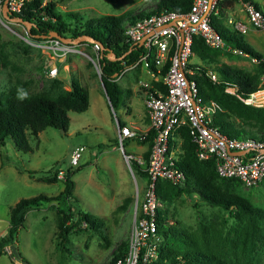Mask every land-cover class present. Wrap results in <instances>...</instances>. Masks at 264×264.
<instances>
[{"label": "rangeland", "instance_id": "rangeland-1", "mask_svg": "<svg viewBox=\"0 0 264 264\" xmlns=\"http://www.w3.org/2000/svg\"><path fill=\"white\" fill-rule=\"evenodd\" d=\"M252 1L260 4L264 14V0ZM3 2L0 0V98L10 90L22 89L28 94H42L55 99L62 89H71L75 79L87 89L89 106L83 112L68 111L70 122L66 133L47 127L38 134V138L29 136L31 152L18 151L10 139L4 145L0 144V236L9 226L10 208L19 199L39 194L56 195L64 186L63 174L79 167L71 176L77 204L83 211L102 218L103 225L99 234L82 224L80 230L71 232L66 250H63L58 238V218L61 214L57 212V208L63 207L55 200L30 207L15 243L20 260L14 258L8 246L0 255V264H23L22 258L30 264H108L112 256L129 243L136 193L139 190V196L142 195L144 184V179L132 169L131 162L123 153H132L131 158L136 160L139 156L135 153L141 151L143 145L127 139L124 140L123 151L117 138V120L138 128L146 125L141 121L142 118L146 120L144 88L138 82L139 79H147V76L137 74L138 69H134L119 79L117 83L124 93L119 106L114 109L108 104L102 78L90 59L94 56L91 46L80 43L81 39L77 38L72 43L76 51L60 58L46 46L51 37L35 39L27 33L24 24L5 18ZM158 2L71 0L66 5H56V9L60 12L78 11L83 22L89 17L97 22L96 19L106 14H123V19L129 20L127 17L135 18L155 11ZM244 3L237 2L227 14L226 27L235 32L242 43L264 56V27L250 25L242 33L229 23V20L246 21ZM128 22H122V25ZM243 53L223 46L207 50L204 60L193 53L191 61L216 73L223 65L251 74L258 73L259 65L252 60L253 56ZM53 65L63 68V71L51 78L47 72ZM224 93L228 92L224 90ZM219 105L223 110L221 117L227 122L225 131L229 134L237 137L248 134L252 138L264 135V119L242 117ZM173 142L178 160H187L190 148L183 133L175 134ZM78 145L84 146L85 150L79 164L71 166V152ZM147 149L141 153L143 156ZM144 164L141 165L143 168ZM22 168L32 170L33 177ZM212 168L207 163L192 164L194 176L206 180L224 194L240 197L252 211L235 214L206 202L197 193L184 192V187L194 185L193 179L188 180L187 186L184 183L175 186L165 184L160 191L161 199L158 196L162 204L161 216L165 227L174 228L176 234L172 229V234L167 236L162 232L159 234L156 245L158 252L161 248L163 254L156 259L158 264H174L170 260L173 253L192 251L209 254L229 264H264V178L258 185L248 187L241 182L210 178ZM55 171H59L57 182L38 181L39 177L52 176ZM178 258L176 264H184L179 261L181 256Z\"/></svg>", "mask_w": 264, "mask_h": 264}, {"label": "built area", "instance_id": "built-area-1", "mask_svg": "<svg viewBox=\"0 0 264 264\" xmlns=\"http://www.w3.org/2000/svg\"><path fill=\"white\" fill-rule=\"evenodd\" d=\"M27 1L29 0H7L8 10L20 13ZM225 1L243 0H192L189 8L184 11L155 10L134 18L124 26L126 50L119 56L115 54L119 65L123 66L116 81L134 69H138L139 74H146L147 79H139L138 83L144 88L143 103L148 127L140 129L120 125L117 120V138L122 149L124 140L127 139L139 141L152 134V141L148 147L147 162L142 156L136 157L140 166L145 163L143 169L147 176L144 179L142 195L139 196V190L136 193L127 253L114 264H153L159 257L156 245L159 237L157 216L162 204L156 189L159 180H166L174 185L182 184L186 180L185 172L177 164L178 158L173 147L175 134L180 135L183 129L187 130L198 159H212L219 177L236 178L248 187L258 185L264 178V139L224 134L214 124V115L221 107L216 101H203L197 82L189 77L195 73L188 65L196 36L201 37L211 48L227 46L211 25V15L216 14L219 5ZM243 7L246 21L230 20L232 26L242 33L250 25L263 28L264 14L255 2L245 1ZM90 43L94 54L90 59L101 77V45L94 40H90ZM46 46L60 58L76 51L75 44L64 43L55 37H51ZM234 50L244 54L241 49ZM252 60L261 65L257 88L248 96H242L230 88L225 90L246 105L262 108L264 56L253 57ZM61 71L63 68L53 65L47 73L54 78ZM207 76L213 82L220 79L213 70H208ZM84 150L85 147L81 145L72 150L71 166L79 164ZM124 156L130 161L131 155L124 152Z\"/></svg>", "mask_w": 264, "mask_h": 264}, {"label": "trees", "instance_id": "trees-1", "mask_svg": "<svg viewBox=\"0 0 264 264\" xmlns=\"http://www.w3.org/2000/svg\"><path fill=\"white\" fill-rule=\"evenodd\" d=\"M70 1L71 0H57L44 3L43 0H29L25 3L20 13L10 12V17H19L22 20L29 22L31 25L29 28L25 26L26 31L35 39L51 37L50 34L55 32L63 38H69L71 40L89 37L91 40L100 43L102 83L106 90L108 100L111 103L110 106L115 109L119 106L124 93V90L116 81L123 66L119 65V61L108 58V54L109 52H113L116 56H119L126 50L124 44V26L122 25V22H127L134 18L127 17L129 20H124L123 14H106L96 19L97 22L91 17L83 22L78 11L60 12L56 9V5H66ZM191 3L192 0H159L158 9H156V11L165 9L184 11L189 8ZM232 5V1L226 2L225 6H220V13H223V8ZM255 5L261 9L256 2ZM150 13L152 12H149V14ZM211 25L220 34L227 46H230L233 49H241L253 57L262 58V54L254 50L250 45L242 43L240 38L235 36V32H231L223 21L214 14L211 15ZM80 43H85L91 46L90 41L81 39ZM207 50L217 49L209 47L204 43L201 37L196 36L192 45V54L195 53L201 58V60H204L206 58L205 53ZM191 57L188 66L193 68L195 73L189 77L197 82L199 94L203 101H216L217 104L219 103L223 105L225 108L236 112L242 117L264 119V107L256 108L246 105L237 99L235 95L233 96V94L224 93L225 88H230L236 93L242 94V96H248L257 88L261 65L258 66L259 72L256 74L243 72L241 69L223 65L218 69V74L220 75L219 81L213 82L207 76L208 70L200 65L193 64ZM88 106V91L75 79L72 82V88L69 90L62 89L55 99H50L42 94H28L26 99L21 100L18 98V91L10 90L0 98V144L4 145L5 141L10 139L18 151L24 153L31 152L32 147L29 142V136L38 138V134L47 127H53L66 133L70 122L68 111L83 112L87 110ZM221 111H218L214 116V124L218 126L224 134L231 137H237L225 131L227 122L221 117L223 113ZM119 124L124 125L121 121H119ZM240 129L246 130L244 128ZM255 132L257 134L259 133L258 131ZM182 133L184 140L189 145L190 153L187 160H178L177 164L185 172L186 180L183 183L186 186L189 185L188 180L193 179L195 181L193 186L189 188L184 187L183 191L189 194L197 193L206 202L212 205L222 206L229 211H233L235 214H238L239 212H251L252 209L249 204L240 197L232 194H224L214 188L209 182L207 183L206 180L194 176L195 174H193L194 170L192 169V164L200 163L201 165H206L207 163V166L213 167L210 178L218 177L227 182H240L236 178L219 177L215 170L214 161L212 159H198L195 154L194 144L191 142L187 130L183 129ZM247 135L248 134H244L243 136ZM258 136L264 139V135L258 134ZM151 141L152 134H150L147 139L139 140L137 142L139 144L147 143L148 147H150ZM125 154L132 155L129 152H126ZM148 156L149 148L143 156L146 162ZM130 162L132 169L139 174L142 179H146L147 174L143 167L133 158H130ZM79 169L80 167L75 171L67 170L63 174L62 181L64 186L56 195L39 194L32 197L21 198L10 208L9 226L5 234L0 236V255L5 252L4 249L6 247L17 242L18 231L22 226L27 209L30 207H37L42 203L51 202L53 200L57 201L58 205L63 207L57 208V212L61 214L58 218L59 246L63 250H66V244L68 243V237L71 232L73 230H80L82 224H86L88 228L101 234L100 228L103 225V219L93 216L89 212H85L79 208L77 198L73 194L74 181L71 176ZM19 170H21V168H19ZM22 170L27 172L30 177H33L32 170L26 168H22ZM58 172L59 171H55L52 176H41L38 178V181L57 182ZM165 184L174 185L166 180H159L156 192L160 199V191ZM161 209L162 208H159L157 216L158 232L159 234L162 232L167 236L172 234L174 228L165 227L164 220L161 216ZM173 234H176L174 230ZM127 250L128 244L115 253L108 264H114L118 258H122L127 253ZM161 254H163L162 249L159 248L158 256H161ZM173 254L174 255L171 256L170 260L174 264L178 263V257L180 256L181 259L179 261L184 262V264H229L223 259L214 258L209 254L202 252L199 253L197 251L184 252L181 254L176 252ZM22 260H25V258H22ZM157 261H154L153 264H158Z\"/></svg>", "mask_w": 264, "mask_h": 264}, {"label": "water", "instance_id": "water-1", "mask_svg": "<svg viewBox=\"0 0 264 264\" xmlns=\"http://www.w3.org/2000/svg\"><path fill=\"white\" fill-rule=\"evenodd\" d=\"M2 11H3V16H4L5 18L13 19L14 21L21 22L22 24H24V25H25L26 27H28V28L30 27L31 24H30L29 22H26V21L22 20V19L19 18V17H10L11 14H10V11L8 10L7 0H4V2H3V4H2ZM50 36H51V37H55V38L61 40V41L64 42V43H74L75 41H77V39L71 40V39H69V38H63L62 36H60L59 34H57V33H55V32H52V33L50 34ZM81 39H82V40H85V41H90V40H91L89 37H84V38H81ZM108 55H109L108 57L111 58L112 60H116V59H117V58L115 57V54H114L113 52H109ZM110 56H112V57H110ZM103 89H104L105 95H106V97H107V94H106V90H105V88H104V85H103ZM107 99H108V97H107ZM108 104L111 105V103L109 102V100H108ZM122 150L124 151V149H122ZM123 153H124V152H123ZM237 153H241V152H237ZM9 248L11 249V253L13 254L14 258L20 260V255H19V252H18V250H17L15 244H11V245L9 246ZM21 262H22L23 264H27V261L21 260Z\"/></svg>", "mask_w": 264, "mask_h": 264}, {"label": "crops", "instance_id": "crops-1", "mask_svg": "<svg viewBox=\"0 0 264 264\" xmlns=\"http://www.w3.org/2000/svg\"><path fill=\"white\" fill-rule=\"evenodd\" d=\"M226 2H230V1H225V2H223V3H221L220 5H219V7H218V10H217V13H216V16L218 17V18H220L222 21H223V23L226 25V20H227V14H230V12L233 10L232 8L233 7H235V5L237 4V2H233V5L232 6H227V7H225V8H223V13L221 14L220 13V6H225V3ZM257 3V2H256ZM258 5H260V4H258ZM244 20H245V13H244ZM232 21V20H231ZM229 23H230V20H229ZM263 57V56H262ZM137 74H139V72L137 73ZM218 74V73H217ZM259 76H260V74H259ZM219 78H220V76H219ZM258 81H259V77H258ZM145 110V109H144ZM222 110V109H221ZM221 110H218V111H221ZM217 111V112H218ZM217 112H216V114H217ZM144 113H145V111H144ZM215 114V115H216ZM214 115V116H215ZM145 117H146V115H145ZM142 122H143V124H146L145 126L144 125H141L142 126V128H140V129H143V128H146V127H148V118L146 117V120H143V118H142V120H141ZM124 123V125H127L125 122H123ZM130 124H133V122H130ZM135 127H138V126H135ZM140 145V144H139ZM141 145H143V149L141 150V151H139V152H136L135 154H138V156H142L143 157V155L141 154L142 152H143V150H146V148L148 147V144L147 143H145V144H141ZM146 146V148H144ZM148 150V149H147ZM130 153V152H129ZM132 154V153H131Z\"/></svg>", "mask_w": 264, "mask_h": 264}, {"label": "clouds", "instance_id": "clouds-1", "mask_svg": "<svg viewBox=\"0 0 264 264\" xmlns=\"http://www.w3.org/2000/svg\"><path fill=\"white\" fill-rule=\"evenodd\" d=\"M27 95L28 93L22 89L18 91V98L21 100L26 99Z\"/></svg>", "mask_w": 264, "mask_h": 264}]
</instances>
